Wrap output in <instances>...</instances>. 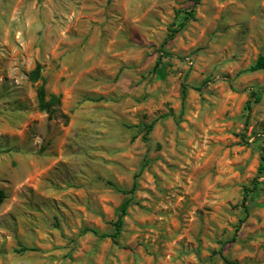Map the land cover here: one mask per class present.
I'll return each instance as SVG.
<instances>
[{
	"label": "rangeland",
	"instance_id": "obj_1",
	"mask_svg": "<svg viewBox=\"0 0 264 264\" xmlns=\"http://www.w3.org/2000/svg\"><path fill=\"white\" fill-rule=\"evenodd\" d=\"M193 5L0 0V264H264V0H200L154 68Z\"/></svg>",
	"mask_w": 264,
	"mask_h": 264
},
{
	"label": "trees",
	"instance_id": "obj_2",
	"mask_svg": "<svg viewBox=\"0 0 264 264\" xmlns=\"http://www.w3.org/2000/svg\"><path fill=\"white\" fill-rule=\"evenodd\" d=\"M194 5L185 11V14L183 15L182 19L175 23L174 26L170 29V32L166 35L164 38L163 42L160 45V51L162 54L157 58L155 67H159L161 64V58L163 56H170L171 53L165 48V46L171 41L176 34L186 25V23L195 17V6L200 2V0H193ZM41 65L37 64L36 67L31 71L30 77L33 81H39L42 80L41 83L37 87V100H38V106L40 109L48 110L51 111V106L60 103V98L57 95H52L50 99H47L46 97V87H45V79L42 77L41 74ZM264 69V50L261 51L257 58L243 71H257V70H263ZM185 91V89H184ZM253 94L256 95V101H259L261 99V94L258 92L253 91ZM152 127V124L148 125V129ZM258 170L260 173H264V154L261 155V160L259 163ZM258 186V181L254 180L253 185L251 187H245L244 189V197H243V202L247 200L248 196L250 195L251 192H253ZM6 196L5 191L0 188V203L4 200ZM126 206L122 209L121 213L118 215L116 220L113 222L115 226V231L113 233H107V232H101L98 229L95 228H85L84 232L86 231H91L95 234L100 235L101 237L104 236H111L112 238H116L123 226L124 222V215L126 213ZM223 258L229 263V264H236L235 261L228 259L225 255H222Z\"/></svg>",
	"mask_w": 264,
	"mask_h": 264
}]
</instances>
